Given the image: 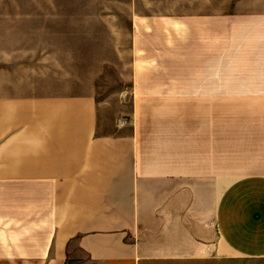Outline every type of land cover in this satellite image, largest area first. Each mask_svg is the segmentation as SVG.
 Listing matches in <instances>:
<instances>
[{
	"label": "crops",
	"instance_id": "obj_1",
	"mask_svg": "<svg viewBox=\"0 0 264 264\" xmlns=\"http://www.w3.org/2000/svg\"><path fill=\"white\" fill-rule=\"evenodd\" d=\"M24 1L132 22L131 109L4 46L0 264H264V0Z\"/></svg>",
	"mask_w": 264,
	"mask_h": 264
},
{
	"label": "rangeland",
	"instance_id": "obj_2",
	"mask_svg": "<svg viewBox=\"0 0 264 264\" xmlns=\"http://www.w3.org/2000/svg\"><path fill=\"white\" fill-rule=\"evenodd\" d=\"M26 8L24 0H0V58L12 42L18 60L48 66L51 84L92 86L105 132L115 131L131 109L132 22H30Z\"/></svg>",
	"mask_w": 264,
	"mask_h": 264
},
{
	"label": "built area",
	"instance_id": "obj_3",
	"mask_svg": "<svg viewBox=\"0 0 264 264\" xmlns=\"http://www.w3.org/2000/svg\"><path fill=\"white\" fill-rule=\"evenodd\" d=\"M123 122H124V123H126V122H127V120H123Z\"/></svg>",
	"mask_w": 264,
	"mask_h": 264
}]
</instances>
